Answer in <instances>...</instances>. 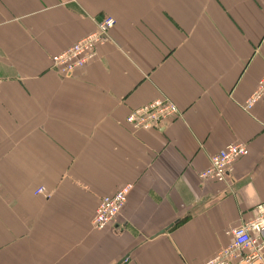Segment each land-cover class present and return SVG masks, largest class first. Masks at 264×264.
Masks as SVG:
<instances>
[{
	"label": "crops",
	"instance_id": "obj_1",
	"mask_svg": "<svg viewBox=\"0 0 264 264\" xmlns=\"http://www.w3.org/2000/svg\"><path fill=\"white\" fill-rule=\"evenodd\" d=\"M105 18L97 57L59 74L52 56ZM263 54L264 0H0V264H203L228 247L264 202V96L243 106ZM162 98L177 120L127 126ZM231 144L249 154L202 181ZM128 184L95 229L100 198Z\"/></svg>",
	"mask_w": 264,
	"mask_h": 264
},
{
	"label": "built area",
	"instance_id": "obj_2",
	"mask_svg": "<svg viewBox=\"0 0 264 264\" xmlns=\"http://www.w3.org/2000/svg\"><path fill=\"white\" fill-rule=\"evenodd\" d=\"M114 26L115 21L112 18L95 23L93 32L52 56L53 68L64 76L84 68L97 57V49L109 39V32ZM263 96L264 76L257 82L254 92L245 100L243 104L245 110H250ZM180 116L178 108L162 98L133 110L125 118V123L133 131H149L160 129ZM248 154L249 151L244 145H228L210 157L209 166L199 174V178L202 181L225 182L232 172L234 161ZM131 189V185H125L113 195L105 196L99 201L92 223L95 229L103 230L116 221ZM44 191L45 189L41 187L36 192L38 195ZM230 234L233 237L232 243L203 264H260L264 252V202L255 206L254 217L251 220L243 222Z\"/></svg>",
	"mask_w": 264,
	"mask_h": 264
},
{
	"label": "rangeland",
	"instance_id": "obj_3",
	"mask_svg": "<svg viewBox=\"0 0 264 264\" xmlns=\"http://www.w3.org/2000/svg\"><path fill=\"white\" fill-rule=\"evenodd\" d=\"M45 189V188H44ZM37 189L34 191V194L35 195H37ZM46 192V190L42 193V194H38L37 196H45L46 198H48L49 197V194L46 192V194L44 195V193ZM103 198V197H102ZM102 198H100V200L102 199ZM99 200V201H100ZM99 203V202H98Z\"/></svg>",
	"mask_w": 264,
	"mask_h": 264
}]
</instances>
